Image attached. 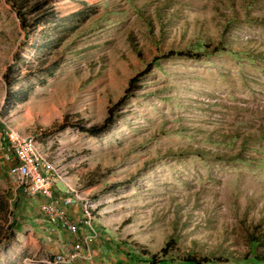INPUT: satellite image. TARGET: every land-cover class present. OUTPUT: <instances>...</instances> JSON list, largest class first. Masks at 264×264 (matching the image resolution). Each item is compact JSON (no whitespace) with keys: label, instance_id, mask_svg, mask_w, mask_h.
I'll use <instances>...</instances> for the list:
<instances>
[{"label":"rangeland","instance_id":"1","mask_svg":"<svg viewBox=\"0 0 264 264\" xmlns=\"http://www.w3.org/2000/svg\"><path fill=\"white\" fill-rule=\"evenodd\" d=\"M21 11L0 0V127L36 138L68 199L47 203L82 211L96 232L52 227L43 198L13 192L21 181L0 153V264H186L188 253L264 264L252 259L264 252V0H24ZM54 52L57 65L37 67ZM107 118L99 136L73 124ZM92 171L105 176L83 184ZM76 249L80 262L63 258Z\"/></svg>","mask_w":264,"mask_h":264},{"label":"built area","instance_id":"2","mask_svg":"<svg viewBox=\"0 0 264 264\" xmlns=\"http://www.w3.org/2000/svg\"><path fill=\"white\" fill-rule=\"evenodd\" d=\"M0 153H3L5 159L8 162H13L14 170H20L22 175V183H17V193L20 196H34L37 199L42 197L55 198L57 201H68L62 194L58 187V184L47 183V175H39V168H48L43 164L30 163L29 153L26 151L18 150V139L11 138L8 135H4L3 128L0 127ZM31 137H29L30 139ZM8 177L12 179V171L7 170ZM71 209L75 208V204L71 203ZM80 214L72 216L68 212L66 214V224H57V217L59 214H55V207L46 211V218L52 226L66 229L69 234L76 233L80 225V216L82 211L77 210ZM88 235H93L96 230L88 229ZM80 255L79 250H74L71 254L63 255V258H67L69 261H73Z\"/></svg>","mask_w":264,"mask_h":264},{"label":"trees","instance_id":"3","mask_svg":"<svg viewBox=\"0 0 264 264\" xmlns=\"http://www.w3.org/2000/svg\"><path fill=\"white\" fill-rule=\"evenodd\" d=\"M24 0H6V2H9L11 3L14 7L16 6V8L18 9V14L21 15L22 14V11H21V8H22V2ZM56 54V59H50V60H47L48 58H44L42 60L39 61V65L37 66L38 68H41V67H44L48 64L50 65H57L62 57L61 56H58V54L56 52H54L52 55ZM181 54V56H185L183 53H179ZM15 79H12L11 81L10 80H6L7 82H12L14 81ZM30 91H25L24 94H22L21 96H19V92L17 93H14V100H17V101H25L28 94H29ZM111 119H105L103 120L100 124H94V125H90V124H86V123H82V121H76V122H73V124L75 126L78 127L79 130L83 131V132H86V133H89V135L91 136H99L101 134H103L104 132H106L109 127L111 126ZM62 126H66V125H71V123L68 122V120L66 119V117L63 118V121H62ZM41 128L38 127L36 130L41 134V135H44L46 134L47 132L46 131H42L40 130ZM37 136L38 134L35 133ZM98 171V170H97ZM97 171H92V172H88V174L85 175L84 177V180H83V184H86V185H92L96 182H98L99 180H101L105 175H103L104 173H99L97 174L96 172ZM121 182H112L111 185H109L108 187L106 188H111L113 189L114 187H117L120 185ZM72 187L73 189H77V190H81L80 187L72 182ZM92 199V198H91ZM264 243V241H263ZM174 247H175V244L173 241H169V242H166V244L164 245V247L160 250L161 253H163L164 256L168 255L169 256V253H172L174 251ZM264 247V245L262 246ZM136 250H140V254H142V256L145 257L146 260H148L149 262L151 263H160L162 262L163 260L162 259H158L156 256L157 254H153V255H150L149 253H146L145 251H143L141 249L140 246L138 247H135ZM177 250V249H176ZM178 251V250H177ZM196 254L193 253V254H190L188 253L186 255L185 258H182V257H176L175 260L178 258H182L181 261L183 263H186V264H202L200 263V257L196 258ZM148 258V259H147ZM158 259V260H157ZM252 259L256 262H262L264 263V252L262 251H259L257 253H255L253 256H252ZM174 259H172L173 261ZM203 262H206L208 264L210 263H215V262H225L226 259H222L221 257H204Z\"/></svg>","mask_w":264,"mask_h":264},{"label":"bare ground","instance_id":"4","mask_svg":"<svg viewBox=\"0 0 264 264\" xmlns=\"http://www.w3.org/2000/svg\"><path fill=\"white\" fill-rule=\"evenodd\" d=\"M3 133L4 135H8L11 138H16L18 139V150L19 151H26L27 153H29V162L31 163H37V164H43L48 168H39V175H47V183L48 184H54V182L57 183V181H62L63 179L61 178L60 174L57 172V168H54L52 166V164L49 162V160L47 161L46 159L43 158V150L40 149L39 147V143L36 141V138L34 137L33 139H35V142L32 140V138H24L21 133L15 129H10V128H3ZM48 169V170H46ZM13 175H15V177L21 181L20 183H22V175L20 174V170H14L12 171V177ZM59 179H58V177ZM59 184V183H58ZM59 187V186H58ZM60 189V187H59ZM61 190V189H60ZM71 190L73 192H77L76 190L72 189ZM62 196L65 198V196L63 195L62 191H61ZM45 198V197H44ZM66 200H68L67 198H65ZM82 201V197L79 194H75L72 199L71 202H73V204H79ZM55 207V214H59L57 217V224H62L64 222H66V214H63L64 212H66L64 209L59 208V206H57V204H48L45 205L43 207V212L46 215V211L50 210L52 208ZM83 213L81 214L80 218L82 217ZM86 221L85 223L88 225L89 224V217H86ZM92 226V225H91Z\"/></svg>","mask_w":264,"mask_h":264},{"label":"crops","instance_id":"5","mask_svg":"<svg viewBox=\"0 0 264 264\" xmlns=\"http://www.w3.org/2000/svg\"><path fill=\"white\" fill-rule=\"evenodd\" d=\"M16 191V189L14 188V190H13V192H15ZM43 199V203L45 204V203H47V201H48V199H46V198H44V197H42ZM39 202H40V200H39ZM43 204V205H44ZM42 207V206H41ZM62 209H64V207H62ZM66 211V210H65ZM67 212V211H66ZM66 222H64V223H62V224H65ZM83 224L86 226V223H85V216H84V218H83ZM53 227V226H52ZM54 227H57V226H54ZM80 231H79V233H78V235H83V234H85L86 236H87V233H88V230H87V228L86 227H84V226H80L79 228H78ZM83 229V230H82ZM63 232V231H62ZM54 239H55V234H54ZM55 246V245H54ZM86 252L85 251H81L80 250V255H79V257H77L76 259H75V261L73 262V263H75V262H80L83 258H85L86 257V254H85ZM52 261H53V258H52V260H49V259H46V260H44V264H52Z\"/></svg>","mask_w":264,"mask_h":264}]
</instances>
